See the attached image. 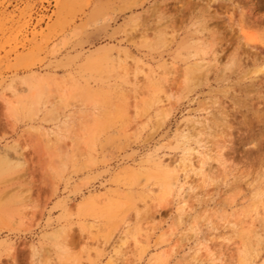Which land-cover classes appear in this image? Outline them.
Returning <instances> with one entry per match:
<instances>
[{
  "label": "rangeland",
  "instance_id": "374dc122",
  "mask_svg": "<svg viewBox=\"0 0 264 264\" xmlns=\"http://www.w3.org/2000/svg\"><path fill=\"white\" fill-rule=\"evenodd\" d=\"M262 52L264 0H0V264H264Z\"/></svg>",
  "mask_w": 264,
  "mask_h": 264
},
{
  "label": "bare ground",
  "instance_id": "6f19581e",
  "mask_svg": "<svg viewBox=\"0 0 264 264\" xmlns=\"http://www.w3.org/2000/svg\"><path fill=\"white\" fill-rule=\"evenodd\" d=\"M228 27H230V26H228ZM232 31V29H230V31L229 32H231ZM262 50V49H261ZM261 50H260V52H261ZM262 54H263V57H264V53L262 52ZM168 164V163H167Z\"/></svg>",
  "mask_w": 264,
  "mask_h": 264
}]
</instances>
